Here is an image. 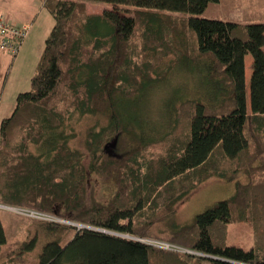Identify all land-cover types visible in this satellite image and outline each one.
<instances>
[{"label": "trees", "instance_id": "obj_1", "mask_svg": "<svg viewBox=\"0 0 264 264\" xmlns=\"http://www.w3.org/2000/svg\"><path fill=\"white\" fill-rule=\"evenodd\" d=\"M218 1L44 0L53 27L31 89L0 126V204L123 236L31 218L36 232L23 247L33 251L44 241L39 264H264V22L200 16ZM88 4L107 8L90 14ZM162 11L189 14L193 36L183 39L171 29L181 18L171 16L168 26ZM184 53L203 84L171 107L157 134L142 125L147 115L137 104L168 84ZM6 80L0 61L1 90ZM83 118L91 122L82 139L86 155L73 146L71 126ZM122 137L127 152L109 155V142ZM89 173L116 187L107 203L88 201ZM240 173L247 183L234 182ZM213 178L234 183V195L193 224L176 225L179 204ZM237 223L252 228L248 251L228 245L229 225ZM5 245L0 217V249Z\"/></svg>", "mask_w": 264, "mask_h": 264}, {"label": "rangeland", "instance_id": "obj_2", "mask_svg": "<svg viewBox=\"0 0 264 264\" xmlns=\"http://www.w3.org/2000/svg\"><path fill=\"white\" fill-rule=\"evenodd\" d=\"M43 3L44 0H0V13L4 11L7 12L8 10L9 14H13L17 18L22 19L25 17L27 18V16H32L31 20L34 19L33 21H29L30 29L18 54L11 55L1 50V72L4 74L6 73L7 80L2 90L0 89V126L3 119L10 117L14 112L18 95L31 89V80L45 48L46 37L53 27V17L46 10ZM160 13L163 18L166 19V24L168 26L171 22V16L181 18L178 21L174 20L172 22L171 29H177V32H181L183 34V39L186 37L190 39L193 36L191 32L186 31V20L189 18V14L170 13L167 11H162ZM238 15H240L241 18L245 15H254L250 16L253 20L264 22V0H219L218 2L210 3L205 12L200 16L208 19L237 21L241 20ZM36 20L37 26L33 27ZM177 32L171 35L176 36ZM175 44L177 48H181L183 43L181 41H175ZM178 44H181V46ZM184 56H186V53L183 54L181 61H179L181 63L175 64V75L172 76L170 79L171 81L169 80L167 85L161 84L152 89L145 100L137 104L141 114L147 115L143 118L142 123L144 124L142 125L145 127L147 126V129L151 126L153 130H160V133L157 134H161L164 131L161 129L168 126L171 107L173 105L177 106L181 97L185 98L188 94H196V90L203 84L199 72L193 71L194 66H190L189 68ZM251 62L252 57L248 55L246 58V78L248 83L251 75ZM202 92L204 91H199V93ZM192 95L191 97H193ZM89 124H91V122L85 121L84 118L80 121L74 120L71 124L78 137V139L76 138V143L74 140L73 146L79 148L85 155L87 153L82 139L85 136L86 127H88L87 125ZM128 149V140L122 137L114 143L113 140H111L107 152L109 155L121 157ZM84 164L85 166L90 165L89 156L85 159ZM247 179L244 173H240L235 178L234 182L238 181L245 184L247 183ZM115 192V186L105 182L97 174L89 173V183L87 186V199L89 202L95 199L99 202L107 203ZM234 192V183L216 178L206 181L193 190L186 200L179 204L174 216L176 221L175 224L180 226L193 224L195 218L199 214L221 201L230 199L234 195ZM157 196L159 197L157 202L161 204L163 202V195ZM9 207L10 209L0 208V217L7 235V245L0 249V264H15L11 262L14 258L19 260L20 264H39L40 253L44 246V241L40 240L33 251H27V249L23 247L24 243L30 242L35 235L36 230L30 221L33 216H39L37 214L38 212L36 213V211L30 209ZM30 214L34 215L31 216ZM32 219L37 221H52L37 218ZM49 219L71 226H73L72 223H75L63 217L52 216ZM75 224L80 225L79 223ZM75 227L80 230L79 227ZM154 231L163 239L169 237L167 232H158L157 228H155ZM227 242L230 246H238L246 251L250 250L253 246L252 228L246 223L230 224ZM147 243L152 245L153 241L147 240ZM20 251L24 253L17 255V252L20 253ZM190 253L198 254L192 251H190ZM203 264H210V262L204 261Z\"/></svg>", "mask_w": 264, "mask_h": 264}, {"label": "built area", "instance_id": "obj_3", "mask_svg": "<svg viewBox=\"0 0 264 264\" xmlns=\"http://www.w3.org/2000/svg\"><path fill=\"white\" fill-rule=\"evenodd\" d=\"M29 29H30L29 24H26L22 27L14 26L9 22H7L3 16H0V50L5 51L11 55L18 54L23 41L28 35ZM37 214L39 215L38 217L33 216L34 214H30V215L33 216L32 218L44 219V220L46 219L53 221V219H49L52 216L41 213H37ZM152 245L178 253H190L189 250L165 242L153 241Z\"/></svg>", "mask_w": 264, "mask_h": 264}, {"label": "crops", "instance_id": "obj_4", "mask_svg": "<svg viewBox=\"0 0 264 264\" xmlns=\"http://www.w3.org/2000/svg\"><path fill=\"white\" fill-rule=\"evenodd\" d=\"M107 7L106 6H103V5H95V4H88L87 5V11L88 13L90 14H93V13H102ZM0 16H4L6 21L9 22L10 24L14 25V26H24L26 24H30L29 21H33L31 20L32 19V16H27V18H17L15 17L13 14H9V11L7 10L0 13ZM240 17V15H238ZM250 16H254V15H245L244 17H240L241 20H227V21H234V22H239V23H243V24H248V23H258L259 21H256V20H253L252 17ZM29 17V18H28ZM247 17V18H246ZM37 26V20L34 24L33 27ZM32 27V28H33Z\"/></svg>", "mask_w": 264, "mask_h": 264}, {"label": "water", "instance_id": "obj_5", "mask_svg": "<svg viewBox=\"0 0 264 264\" xmlns=\"http://www.w3.org/2000/svg\"><path fill=\"white\" fill-rule=\"evenodd\" d=\"M0 208L10 209L9 206L1 205V204H0ZM72 225H73V226H77V227H79V229H91V230L99 231V232H102V233H108V234H114V235H118V236H123V235H121V234L112 233V232H109V231L104 230V229H96V228H92V227H89V226H86V225H81V224H80V225H77V224H75V223H72ZM124 237H128V236H124ZM207 257L214 259V257H211V256H207Z\"/></svg>", "mask_w": 264, "mask_h": 264}]
</instances>
